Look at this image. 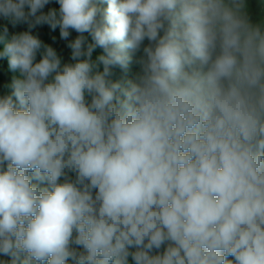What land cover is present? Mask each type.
<instances>
[{"label":"clouds","instance_id":"1","mask_svg":"<svg viewBox=\"0 0 264 264\" xmlns=\"http://www.w3.org/2000/svg\"><path fill=\"white\" fill-rule=\"evenodd\" d=\"M50 2L0 0L14 27L81 34L62 66L31 31L0 33L22 77L0 97V264H264V20L248 0ZM145 39L136 82L109 83Z\"/></svg>","mask_w":264,"mask_h":264},{"label":"trees","instance_id":"2","mask_svg":"<svg viewBox=\"0 0 264 264\" xmlns=\"http://www.w3.org/2000/svg\"><path fill=\"white\" fill-rule=\"evenodd\" d=\"M97 3L101 8L107 7L105 0H97ZM59 7L60 6L57 3V0H51V2L45 6L42 12L47 13L50 9H56L58 11ZM248 12L253 22L264 20V0H248ZM0 26L2 29L4 28V26L8 27L9 36L26 31H31V34L37 36L41 40L42 45L50 46L55 50L57 56L61 60L62 66L64 64H72L76 62L72 59V49L68 45L70 42L74 41L81 34L77 33L73 29H69L70 35L68 36L67 39H62L60 35L59 27L53 30L47 23L36 25L35 27L29 29L27 23L21 22L14 27L12 23L7 21L3 17H0ZM82 35L86 38V43L84 46L85 48L87 47V44L94 43L90 33L85 32ZM1 50H3L2 43H0V51ZM43 52H44V47H42L37 53L38 54L40 53V55H42ZM129 53L130 50H127L128 56ZM104 54H105L104 50L99 46L95 47V49L93 50L91 55V62L94 64V68H93L94 74L96 72L103 73L104 65L98 60V57ZM84 58L85 57H81V59ZM109 73L110 74L106 77V80L109 83H119L121 85V89H128L130 87V84L134 83L137 77L134 71V64L131 61L130 57L126 66L123 67L120 65L109 66ZM16 75H17V71H13L9 68L8 60L4 58H0V81H1L0 97L11 95L13 91L12 84L14 79H16ZM117 95H120V97L123 99L122 92H118ZM87 99L90 100V97H87ZM68 176L72 180H75L76 178V174L74 172H68ZM61 181H63V178H61ZM33 183H37V182L33 181ZM95 191L96 190H93V194L95 193ZM73 247L76 246L73 245ZM166 247H167V242L165 243V245H162L159 250L153 249L150 254L152 255L162 254ZM134 250L135 248L130 249V251H134ZM128 259H132V257L129 256ZM0 260L9 261L10 257L0 255ZM132 264H134V261Z\"/></svg>","mask_w":264,"mask_h":264},{"label":"rangeland","instance_id":"3","mask_svg":"<svg viewBox=\"0 0 264 264\" xmlns=\"http://www.w3.org/2000/svg\"><path fill=\"white\" fill-rule=\"evenodd\" d=\"M3 32V29L1 28L0 26V33ZM149 43V41L147 39H145V41L143 42L142 46H141V50L140 51H137V52H134L132 50H130V53H129V57L131 59V61L133 62L134 64V71H135V74L136 76L138 77L140 74H141V71H142V68H141V65L139 63V60L144 56V53H143V47L144 46H147ZM3 45V44H2ZM2 51V50H1ZM4 59L8 60L7 57H3ZM42 58V55H40V53L36 55V60L35 62H39V60ZM137 77L135 79V82L137 80ZM21 75L19 73V71L17 70V75H16V79H21ZM1 82V81H0ZM15 99V98H13ZM95 195V193L93 194ZM77 247V246H76ZM79 250H82V249H79ZM136 250V249H135ZM134 250V251H135ZM229 260H233L234 258L229 256L228 257ZM128 263L132 264L133 263V259H128Z\"/></svg>","mask_w":264,"mask_h":264}]
</instances>
